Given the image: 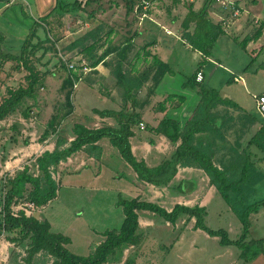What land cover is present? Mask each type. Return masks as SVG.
<instances>
[{
	"label": "crops",
	"instance_id": "obj_1",
	"mask_svg": "<svg viewBox=\"0 0 264 264\" xmlns=\"http://www.w3.org/2000/svg\"><path fill=\"white\" fill-rule=\"evenodd\" d=\"M57 1L61 4L60 0H0V97L4 98V82L9 85L23 69H13L14 65L19 64L12 56L21 50V42L18 39H24V41L26 38L29 39L26 42L27 52L24 55V60L27 61V64L37 66L43 59H49L51 54L55 52L58 56L59 53H62L67 59L80 55L86 59L88 58L86 54H82L77 48H68V45L80 35V31L85 28L90 30L94 27H91L89 22H85L80 28L76 29V27L69 25L68 22V18L71 17L72 19L79 16L77 11H80L81 14H86L88 16L87 20H95L91 13L88 14L85 11L88 5L81 4L74 11H62L61 9H56ZM108 1L112 3L113 8L107 11L98 9L96 13V17L103 20L99 28H96V58L98 61L92 68L91 73H87V78L83 79L82 77L81 79L83 89L86 88L91 91L87 87L91 79H96V82H99L98 86H102V88L96 90L98 97L95 99L99 106H88L82 98L83 95L80 94L81 91L74 89V98L71 99L73 111L67 118L79 113L83 116V118L81 117L82 123H79L87 128H98L101 126L118 127L119 121L123 120V118L102 115L96 113L95 110L121 112L123 109L129 114L138 112L140 119L138 123L131 127L133 134L129 137L131 151L137 160H143L150 167L156 166L164 159L169 158L177 145H179L180 140L175 144L171 143L166 136L151 132V128L156 126L163 117L177 119L181 127L190 119L200 96L193 89L184 87L183 84L189 76L201 71L203 76L201 81L209 88L217 90L220 97L217 105L210 109L208 118L202 120V123L210 130H216V136L213 138H215L219 149L212 156V159L224 160L229 154L234 152L249 154L250 160L256 163L257 168L264 171V150L262 149L264 144H261V148L257 145L261 140L259 142L256 140L258 139L257 133L264 124V120L256 104L248 110L232 99L230 91L225 87L226 75L224 74V72L228 73L231 68L229 65H225L214 58L217 43H220L221 51L227 55L226 58L230 62L233 58H241L243 56L238 52L235 46L236 43L245 53L257 52L259 54L261 50H264V5L261 0L250 2L249 0H235L240 7V13L237 17H231L228 12L221 10L211 0H153L151 9L146 11H143L142 8L135 9V4L132 7L125 0ZM71 2L73 1H68V3ZM97 2L98 0L92 3ZM128 6H131V9L129 7L127 12ZM191 11L196 13L204 11L205 17L212 24L218 25L223 30V33L216 39L210 55H205L198 49L193 48L187 41L186 34H190L194 23H189L188 29L185 28L184 24L182 25V22L188 12ZM125 16H127L128 22L124 20ZM256 18L258 20L257 23H255ZM175 21L179 22V26L174 25ZM62 26H64V29ZM257 28L261 29L260 33L256 31ZM58 31L66 32L63 35ZM220 36L223 37L220 38ZM60 48L63 49V52ZM150 58H153L154 61L148 65L147 60ZM206 61L208 64H206ZM160 62L166 64L169 70H166L159 77L158 83L149 89L148 87L152 86L151 82L153 79L159 75L160 70L162 71L159 66ZM51 75L54 76V73H51ZM237 77L239 79L235 80ZM142 78L145 81L139 85L138 91L142 89L149 94L144 98L142 96L139 98L133 93L130 94L131 89L126 86V83H122L121 80L131 81ZM232 79L234 82H242L244 84L241 76L235 75ZM118 85L121 86L122 90ZM263 89L264 87L259 93ZM124 98L125 101L121 104L120 101ZM31 112L34 113V118L32 119L30 116L26 120L31 119L30 121L32 122H23L21 114L16 113L1 120L0 123H4L8 135L19 136L20 134L24 138L29 137L30 140H33V136L37 132L35 125L37 124V112L33 108ZM77 115L73 117H77ZM66 119L61 123L60 129L65 127L64 125L66 124L70 125L68 137H62L67 141H71L74 138L72 127L77 122L66 123ZM7 120L9 123H6ZM10 121L13 122L11 123ZM14 122L20 124L18 133H13L11 129V124ZM140 122L144 123V128L139 127ZM147 127L150 130L149 132L146 129ZM1 133L4 134L3 132ZM59 135L52 134L42 143L35 140L29 141V139H24L25 143H23L13 137H10V139L14 143H10L7 140L8 137L3 135L4 141L2 143H4V146L2 147L4 149L1 151V156H6L10 151V157L14 159L12 161L5 159L4 171L10 170L9 175L13 173L16 175L17 172L19 173L27 167L25 163L30 166V162H34L36 165L35 159L42 152L54 149ZM200 135L204 137L203 134ZM208 137L210 138V136ZM96 143L101 147V154L98 158L101 166L100 170L93 175V178L100 181L109 175L108 165L105 162H108V158L114 155L115 152L117 155L119 153L107 138L100 139ZM83 155L87 156V153L84 150H78L68 157L66 162L60 161L55 168L61 165H70L69 163H76V168L82 167L86 164V159ZM119 157L121 159L120 155ZM88 158L89 160H94L93 156L89 155ZM1 161L0 159V164ZM18 161H22V163ZM16 162L22 168L20 171L16 169ZM124 163L126 167H130L125 161ZM10 165L13 166L9 168ZM27 169L29 172L30 169ZM37 171H39L38 168ZM131 171V173H128L135 178L133 185L130 187V192H133L131 198L137 197L140 200L154 202V200L140 198V195L142 197L148 196V192L151 189L163 195L164 191L168 192V189L173 192V189L170 190V186L171 188L175 186V192L179 195L177 196V201H180L175 204L198 205L207 208L217 195L216 189L210 183L206 173L196 167H181L177 165V172L172 180L166 186L156 187L153 184L139 181L134 170L132 169ZM114 177H119V175ZM183 180H187L190 183L180 184ZM179 184L185 190V193L178 189L177 186ZM141 187L147 188L142 191ZM195 193L198 195L196 199H193L192 196ZM150 195L151 197L156 196L155 194ZM158 205L165 208L161 204ZM172 207L165 209L170 210ZM4 242L10 244L6 239H4ZM4 242L0 243V264H11L13 260L10 262V259L13 250L4 252L3 247H6V250L9 249V246H6ZM175 244L179 243L176 242ZM16 254L18 255L19 252H16ZM22 254L24 253L22 252ZM221 256L218 253L215 257L218 259ZM227 261L228 259L225 264H227ZM247 264L256 263L252 260Z\"/></svg>",
	"mask_w": 264,
	"mask_h": 264
},
{
	"label": "trees",
	"instance_id": "obj_2",
	"mask_svg": "<svg viewBox=\"0 0 264 264\" xmlns=\"http://www.w3.org/2000/svg\"><path fill=\"white\" fill-rule=\"evenodd\" d=\"M125 1L133 7L137 0ZM81 4L84 5L81 0H74L71 3L61 2V4L57 1L56 9L74 11ZM129 7L131 9V6H128L127 11ZM189 23H194V26L190 34H186L187 41L193 48L198 49L205 55H210L216 39L223 33V30L218 25L212 24L205 17L204 11L199 13L188 12L182 25L184 24L185 28H188ZM256 31L260 33L261 29L257 28ZM28 41L29 39L26 38L21 44L20 52L12 55L13 59L19 62V64L13 66V69L19 70L23 68L27 71L24 76L26 85H20L14 89L7 88V96L0 100V121L16 113H20L21 118L24 119L32 116L31 110L35 105L32 106L29 101L31 100L33 104L35 103L37 91L39 87L43 86L45 75L35 65L27 64V61L24 60V55L27 52L26 42ZM68 48H77L82 54H86L92 67L96 65L98 61L95 54L97 49L96 31L92 30L87 36L73 40L68 45ZM159 66L162 71L160 70L159 75L153 79V86L158 83L159 77L166 70H169L166 64L160 62ZM59 67L66 70L60 86L64 93V104L56 109L48 127L41 136L42 140L50 134H54L61 122L73 111L71 94L74 82L78 76L76 73L67 71L61 59H59ZM121 80L122 83L127 84L126 86L129 89L131 85L132 87L139 86L145 81L143 78L131 81ZM183 85L196 91L200 99L192 116L182 127L177 119L163 117L155 127L151 128V132L166 136L171 143L175 144L180 140L179 145H177L169 158L164 159L158 165L148 166L143 160H137L131 151L129 137L133 134L131 127L138 123L140 119L138 112L129 114L123 109L121 112L95 110L96 113L123 118V120L119 121L118 127L101 126L98 128H87L80 123H74L72 127L74 138L71 141H67L59 135L54 149L42 152L35 159L39 174L35 176L30 174L27 167H25L15 175L14 180L8 182L10 186L6 189L4 199L0 194V231H4L7 235L6 240L24 253L18 260L19 263L104 264L119 260L124 248L137 245L141 241V234L138 232L139 221L137 213V211L141 210L158 214L171 224H175L182 215H187L190 219L194 218L193 227L195 229L204 230L210 236H218L221 245L235 246L239 251L238 256L243 264L249 263L260 254L259 251H250L249 244L245 240L249 234L250 215L257 213L264 207V198L252 200L256 193V185L263 179L264 174L262 170L257 168L256 163L250 160L249 154L234 152L229 154L224 160L212 159V156L219 149L215 138H213L216 136V130H210L202 123V120L208 118L210 109L217 105L220 100L219 93L217 90L209 88L203 81L197 82L195 75L189 76ZM11 125L13 133H18L20 124L14 122ZM200 134H203L204 137ZM103 138H107L110 144L117 149L121 158L137 174L139 181L155 186H166L176 174L177 165L202 169L208 176L210 183L214 185L216 192L239 219L241 232L238 237L230 238L224 228H209L204 221L207 215L204 206L175 204L170 210H166L154 202L140 200L137 197L130 199L120 197L118 205L121 206L124 214L120 227L103 231L104 238L93 248L92 253L86 256H79L67 248V245L71 243V238L67 235L53 232L51 225L46 220L41 221L35 216H27L22 211L17 215L12 214L11 205L15 195V183L17 180H24L30 184L29 199L35 205L41 207L56 197L57 186L51 175L52 169H55L60 161H65L78 150H84L88 155L99 158L101 147L96 142ZM257 138L258 142L261 140L257 145L262 148L261 144H264V124L259 129ZM262 149L264 150V148ZM0 159L5 160V156H1ZM187 182L190 183L187 180H183L180 184ZM180 184L177 186L178 189L185 193ZM2 187L1 185V190ZM187 187L190 188L188 185ZM262 241L264 242V238L259 240V242ZM38 255L47 256L49 260L44 261V258L41 260ZM122 264H134V259L128 256L123 260Z\"/></svg>",
	"mask_w": 264,
	"mask_h": 264
},
{
	"label": "rangeland",
	"instance_id": "obj_3",
	"mask_svg": "<svg viewBox=\"0 0 264 264\" xmlns=\"http://www.w3.org/2000/svg\"><path fill=\"white\" fill-rule=\"evenodd\" d=\"M68 1L74 0H61L63 3H67ZM94 1L96 2V0H88L87 2L82 0V3H84L85 6L88 5L85 11L88 14L91 13L95 20H87L88 16L86 14H81L80 11H77V14L79 13L78 17L72 19L71 17L68 18L69 25L76 27V29L80 28L85 22H89L91 27L94 26L90 30L88 28L83 29L79 32L80 35L77 33L79 36L76 37V39L87 36L92 30L96 31V28H99L103 20L96 17L98 9L107 11L113 8L112 3L108 0H98L97 3H92ZM250 1L255 0H249V2ZM261 2L264 5V0H261ZM104 16L106 17V15ZM169 18H171V16H169ZM124 20L128 22L127 16L124 17ZM174 25L179 26V22L175 21ZM62 28L64 29V26H62ZM58 32L64 35L66 31ZM221 37L223 36H220V38ZM18 40L21 44L24 42V39ZM18 44L20 45L19 42ZM217 44L214 58L218 59L225 65H229L231 68L228 73L224 72L226 75L225 87L230 91V96L233 97L232 99L242 105L245 109L250 110L255 104L253 94H259L264 87V50H261L259 54L257 52L245 53L236 43L235 46L237 47L238 52L243 56L241 58H233L230 62L226 58L227 55L221 51L220 43ZM60 50L63 52L62 48H60ZM58 59L59 56L55 52L51 54L49 59H43L42 62L36 66L45 75L43 86L39 87L37 91L35 103L33 104L31 100L29 101L32 106L35 105V107L33 106L32 108L37 112V124H35L37 132L35 136H32L34 138L33 140L39 143H42L52 135L50 134L44 140L41 139V136L48 127L56 109L58 106L61 107L62 104H64V93L60 86L62 76L65 75L66 70L59 67ZM147 61L148 65H150V62H153L154 59L150 58ZM206 64H208L207 61ZM51 73H54V76H52ZM24 74L26 75L27 71L22 69L21 73L17 74L15 80L10 82L9 85L4 82V97L7 96V88L14 89L17 86L26 85ZM235 75L241 76L244 84L242 82H234L232 78ZM87 76L88 74L84 75L83 79H86ZM96 81V79H91L89 80V84L85 83L88 85L87 87L91 89L90 91L86 88L83 89L81 85L82 82L79 80L76 88H73L71 99L74 98L73 95L75 89L81 91L80 94L83 95L82 98L88 106H99L95 99L98 97L96 90H99L102 86L99 87V82L97 83ZM119 87L121 88V86ZM148 88H153V83L152 86L150 85ZM130 89L131 91H135L132 93L139 98H141L140 96L144 98L149 95L142 89L138 91L139 86L132 87L131 85ZM1 98L2 97H0V100ZM123 101H125V98L120 101V103L123 104ZM77 104L79 105L78 100ZM76 115L77 114H74L70 118H67L65 122L72 123L73 121H76L77 123H82L81 117L83 118V116L78 113L77 117H73ZM6 123H9V121L7 120ZM61 123H63V121ZM0 124V154L4 149L2 147L4 146V143H2L4 141V136L8 137L7 140L10 143H14L11 141L10 137L20 140L23 143H25L24 139L33 141L30 140L29 137L24 138L23 135L20 136V134L19 136L8 135L4 123ZM64 126L65 127L60 129V124L54 134L68 137V129L70 128V125L66 124ZM149 128H146L148 132L150 131ZM10 155L11 152L9 151L5 156L7 161L14 160ZM83 156L86 159V164L82 167L76 168V163H69L70 165H61L60 167L52 169L51 175L56 182L57 193L56 197L46 203L43 207L35 206L33 210L30 209L28 203L32 201L29 199L28 194L31 187L30 184L24 180L15 181V195L12 203L13 206H23L29 211L30 215L35 216L41 221L46 220L51 225V230L53 232L69 236L72 242L67 245V248L79 256H86L92 253L93 248L98 244L97 242L103 240V231L107 229H118L120 227L124 214L121 206L118 205V199L120 197L125 199L131 198L133 192H130V187L135 181V178L129 174L132 172V169L129 166H125L123 159H120L119 154L117 155L116 152L108 158V162H105V164L108 165L109 175L102 178L100 181L93 178V175L100 170L101 163L98 158L95 157L94 160H89L88 154L87 156ZM6 160H2L0 164V172H3L2 176H0V186H3L2 190L0 189V194L3 199L6 188L10 186V183L8 182L14 180L15 177V173L9 175L10 171H4ZM18 162L15 163L17 164L16 169L17 171H20L22 168H20V165L18 166ZM20 163H22V161ZM30 164L31 165L28 166V163H25L27 168L30 169L29 173L32 175L39 174V171H37V165H35L34 162H30ZM11 166L13 165H10L9 168ZM262 172L264 174V171ZM118 175L119 177H114ZM146 188L147 187H141L142 191ZM171 189H173V192H170L168 189V192L164 191L165 193H163V195H161L160 192H154V189H151L148 192V196L146 195L145 197H142L140 195V198L154 200L157 204L169 208L175 203L180 202L177 201V196L179 195L175 192V186L173 188L170 186V190ZM150 194H155L156 196L151 197ZM197 195L198 194L195 193L192 198L196 199ZM162 198L164 199L163 201ZM263 198L264 177L256 185V193L252 200ZM206 211L207 215L205 216L204 221L209 228H224L230 238L238 237L241 232V223L218 193L213 201L207 206ZM138 214V232L141 234V241L137 245L124 248L119 260L110 263L122 264L123 260L128 256L134 259V264H225L227 259V264L242 263V260L238 256L239 251L235 246L221 245L218 236H210L204 230L195 229L193 227L194 218L190 219L187 215H182L178 218L175 224H171L166 222L158 214H154L150 211H139ZM250 223L249 234L245 242L249 244L250 251L255 250L260 253L253 259V261H255L256 264H264V242H259V240L264 238V207L257 213L250 215ZM6 236L7 235L4 231H0V243L4 242ZM176 242L179 244H175ZM5 244L6 246H9V249L6 250V247H3L4 252L8 250L11 252V250H13L10 259V262L13 260L11 264H21L18 260L20 259L19 256L23 255L22 250L15 247L12 243ZM16 252H19V254L17 255ZM218 253L222 256L216 259L215 256ZM38 256L41 260L43 258L44 261L49 260V257L47 256Z\"/></svg>",
	"mask_w": 264,
	"mask_h": 264
},
{
	"label": "built area",
	"instance_id": "obj_4",
	"mask_svg": "<svg viewBox=\"0 0 264 264\" xmlns=\"http://www.w3.org/2000/svg\"><path fill=\"white\" fill-rule=\"evenodd\" d=\"M213 1L214 3L217 4V6L223 10V11H226L228 12V14L231 16V17H237L239 15V4L235 1V0H211ZM141 6L142 10L143 11H146L148 9H151L152 7V0H137L136 1V4H135V9H138L139 7ZM143 16H145V14H143ZM257 18L255 20V23H257ZM223 24H224V21H223ZM59 57L60 59L62 60V62L64 63L65 67L67 68V71H69L70 73H76L78 78L77 80L74 82V85H73V88H76L77 86V82L79 80L82 79V77L84 75H86L88 72H90L92 70V66L89 64L88 60L83 57V56H76V57H73V58H69L67 59L62 53H59ZM203 78L202 76V73L200 71H198L196 74H195V79L196 81H201ZM239 78H235V80H238ZM253 98L255 99V104H256V107L258 109V111L260 112L263 120H264V89L261 93L259 94H253ZM34 113L32 112V119L34 118ZM23 122H26V123H29V122H32L30 120H26L24 118H21ZM13 122V121H12ZM11 122V123H12ZM139 127L140 128H144V123L143 122H140L139 123ZM10 171V170H8ZM2 171L0 172V176H2ZM7 189V188H6ZM5 194H6V190L4 192V197H5ZM29 207L31 210H33L35 208V205L34 202H29L28 203ZM11 209H12V214L13 215H17L19 214L21 211L27 215V216H33V215H30L29 214V211L24 208L23 206L21 205H17V206H13L11 205Z\"/></svg>",
	"mask_w": 264,
	"mask_h": 264
}]
</instances>
